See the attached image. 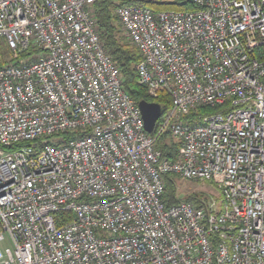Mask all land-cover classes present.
Returning <instances> with one entry per match:
<instances>
[{
  "label": "built area",
  "instance_id": "obj_1",
  "mask_svg": "<svg viewBox=\"0 0 264 264\" xmlns=\"http://www.w3.org/2000/svg\"><path fill=\"white\" fill-rule=\"evenodd\" d=\"M94 1L0 0V264H264V0L114 8L138 83L171 98L151 134ZM162 133L175 160L154 149ZM169 173L218 199L166 207Z\"/></svg>",
  "mask_w": 264,
  "mask_h": 264
},
{
  "label": "trees",
  "instance_id": "obj_2",
  "mask_svg": "<svg viewBox=\"0 0 264 264\" xmlns=\"http://www.w3.org/2000/svg\"><path fill=\"white\" fill-rule=\"evenodd\" d=\"M123 5L143 6L150 8L154 12L164 10L192 11L197 9V7L193 4L192 0H95L92 4L98 36L107 54L119 69L123 89L136 104L143 99L158 103L161 107V113L164 116L171 108L169 94L167 92H161L154 100L148 97L146 89L138 83L136 65L140 61V54L134 46L124 42L121 38L114 8ZM1 53L5 54L6 51L1 50ZM257 53L264 58V46L258 47ZM30 54L31 52L23 53L19 57L26 58ZM1 62L3 63V61ZM228 105L229 103H225L214 108H200L195 113L191 112L187 118H192L196 114L222 113L225 109L229 108ZM155 134L153 135L155 137L154 149L160 152L163 158L175 160L180 148V142L169 133H162L158 136H155ZM75 136L76 134L67 132L59 135V138L68 140ZM163 179L165 184L161 200L166 207L175 206L180 202H186L197 208H202L207 206L210 201V197L203 192H192L181 195L179 188L181 187L183 179L176 174H166ZM63 217L69 220L71 219V214L69 212L57 214L55 216L56 225H60L58 219H63Z\"/></svg>",
  "mask_w": 264,
  "mask_h": 264
},
{
  "label": "water",
  "instance_id": "obj_3",
  "mask_svg": "<svg viewBox=\"0 0 264 264\" xmlns=\"http://www.w3.org/2000/svg\"><path fill=\"white\" fill-rule=\"evenodd\" d=\"M137 107L143 120L144 130L148 134L153 133L155 124L161 115L160 105L143 99L137 103Z\"/></svg>",
  "mask_w": 264,
  "mask_h": 264
},
{
  "label": "rangeland",
  "instance_id": "obj_4",
  "mask_svg": "<svg viewBox=\"0 0 264 264\" xmlns=\"http://www.w3.org/2000/svg\"><path fill=\"white\" fill-rule=\"evenodd\" d=\"M118 26H119L120 35H121L122 40L127 43V40L124 38L122 34L121 26L119 25V23H118ZM179 192L181 193V195L192 193V192H203L206 195H208L210 199L211 198L218 199V192L215 186L210 182L198 183V182H193V181L182 180V184H181V187L179 188Z\"/></svg>",
  "mask_w": 264,
  "mask_h": 264
}]
</instances>
